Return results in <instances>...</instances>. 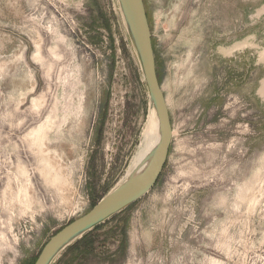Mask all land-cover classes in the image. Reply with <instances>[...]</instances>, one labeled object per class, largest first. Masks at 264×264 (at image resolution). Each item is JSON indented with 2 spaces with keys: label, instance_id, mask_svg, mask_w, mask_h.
Instances as JSON below:
<instances>
[{
  "label": "rangeland",
  "instance_id": "rangeland-1",
  "mask_svg": "<svg viewBox=\"0 0 264 264\" xmlns=\"http://www.w3.org/2000/svg\"><path fill=\"white\" fill-rule=\"evenodd\" d=\"M144 3L168 159L74 264H264V0ZM123 7L0 0V264H34L125 180L152 100Z\"/></svg>",
  "mask_w": 264,
  "mask_h": 264
},
{
  "label": "water",
  "instance_id": "water-1",
  "mask_svg": "<svg viewBox=\"0 0 264 264\" xmlns=\"http://www.w3.org/2000/svg\"><path fill=\"white\" fill-rule=\"evenodd\" d=\"M128 16L151 99L161 124V140L147 175L100 200L89 212L73 220L45 244L34 264H51L76 237L104 222L146 195L158 181L168 159L173 130L165 95L156 68V56L144 0H121Z\"/></svg>",
  "mask_w": 264,
  "mask_h": 264
},
{
  "label": "bare ground",
  "instance_id": "bare-ground-1",
  "mask_svg": "<svg viewBox=\"0 0 264 264\" xmlns=\"http://www.w3.org/2000/svg\"><path fill=\"white\" fill-rule=\"evenodd\" d=\"M151 108L152 109L149 113L148 119L145 122V126L141 134L140 143L137 146V152L131 161L132 163L130 164L127 174L125 175V180L116 190L147 175L154 163L161 140V124L153 101Z\"/></svg>",
  "mask_w": 264,
  "mask_h": 264
},
{
  "label": "trees",
  "instance_id": "trees-1",
  "mask_svg": "<svg viewBox=\"0 0 264 264\" xmlns=\"http://www.w3.org/2000/svg\"><path fill=\"white\" fill-rule=\"evenodd\" d=\"M99 225L95 226L96 229ZM123 238L125 239V235L123 234ZM124 239L120 246V248H123L124 246ZM97 241L95 238H91L89 234L83 235V237L80 239V241L76 242L74 245H72L68 251H72L73 253H76V256H74L70 261H67L66 264H74L76 262H83L84 260H87L90 255L96 254L98 250V245L96 244ZM67 252L64 254V257H67ZM63 257V258H64ZM63 261V260H62Z\"/></svg>",
  "mask_w": 264,
  "mask_h": 264
},
{
  "label": "crops",
  "instance_id": "crops-1",
  "mask_svg": "<svg viewBox=\"0 0 264 264\" xmlns=\"http://www.w3.org/2000/svg\"><path fill=\"white\" fill-rule=\"evenodd\" d=\"M56 257H57V256H56ZM56 257H55V258H56ZM53 261H54V260H53Z\"/></svg>",
  "mask_w": 264,
  "mask_h": 264
}]
</instances>
